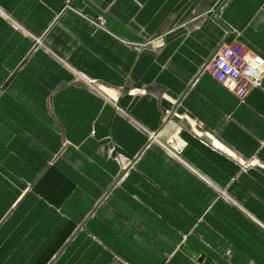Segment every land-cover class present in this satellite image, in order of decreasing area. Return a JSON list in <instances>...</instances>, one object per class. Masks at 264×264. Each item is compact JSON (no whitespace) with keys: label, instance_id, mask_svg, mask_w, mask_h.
<instances>
[{"label":"crops","instance_id":"obj_1","mask_svg":"<svg viewBox=\"0 0 264 264\" xmlns=\"http://www.w3.org/2000/svg\"><path fill=\"white\" fill-rule=\"evenodd\" d=\"M237 41L264 0H0V264H264V80L205 70Z\"/></svg>","mask_w":264,"mask_h":264},{"label":"built area","instance_id":"obj_2","mask_svg":"<svg viewBox=\"0 0 264 264\" xmlns=\"http://www.w3.org/2000/svg\"><path fill=\"white\" fill-rule=\"evenodd\" d=\"M205 70L218 83L244 99L250 89L262 84L264 59L248 50L244 43L231 42L215 52Z\"/></svg>","mask_w":264,"mask_h":264},{"label":"rangeland","instance_id":"obj_3","mask_svg":"<svg viewBox=\"0 0 264 264\" xmlns=\"http://www.w3.org/2000/svg\"><path fill=\"white\" fill-rule=\"evenodd\" d=\"M89 20L92 22V23H97V24H100V25H102L103 24V22H104V18L101 16V15H98V17L97 18H89ZM97 21V22H96ZM41 41V40H40ZM34 50H36V49H41L42 50V48H45V47H43V45H42V43H39V44H35V45H33V47H32ZM208 64V63H207ZM207 64H206V66H207ZM206 66H205V68H206Z\"/></svg>","mask_w":264,"mask_h":264}]
</instances>
